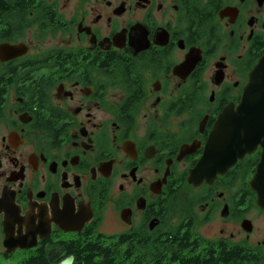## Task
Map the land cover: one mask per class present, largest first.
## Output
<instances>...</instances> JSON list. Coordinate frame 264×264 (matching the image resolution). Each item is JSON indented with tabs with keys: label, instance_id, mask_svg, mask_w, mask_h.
Here are the masks:
<instances>
[{
	"label": "flooded vegetation",
	"instance_id": "1",
	"mask_svg": "<svg viewBox=\"0 0 264 264\" xmlns=\"http://www.w3.org/2000/svg\"><path fill=\"white\" fill-rule=\"evenodd\" d=\"M263 57L264 0H0V264L264 258V146L188 181Z\"/></svg>",
	"mask_w": 264,
	"mask_h": 264
},
{
	"label": "water",
	"instance_id": "2",
	"mask_svg": "<svg viewBox=\"0 0 264 264\" xmlns=\"http://www.w3.org/2000/svg\"><path fill=\"white\" fill-rule=\"evenodd\" d=\"M264 57L257 63L236 108H226L219 116L205 152L190 172L188 181L198 186L203 181L212 183L225 174L239 160L264 143ZM256 193L257 206L264 209V155L250 183ZM72 259L63 264H71Z\"/></svg>",
	"mask_w": 264,
	"mask_h": 264
},
{
	"label": "trees",
	"instance_id": "3",
	"mask_svg": "<svg viewBox=\"0 0 264 264\" xmlns=\"http://www.w3.org/2000/svg\"><path fill=\"white\" fill-rule=\"evenodd\" d=\"M105 263L104 264H119V254L116 247V243L112 242L105 251ZM236 264H264V258L254 250L243 249L237 247L236 249ZM243 256V260L239 257Z\"/></svg>",
	"mask_w": 264,
	"mask_h": 264
}]
</instances>
